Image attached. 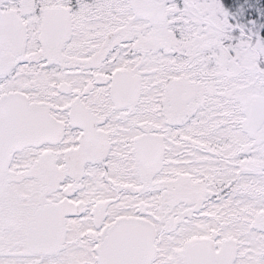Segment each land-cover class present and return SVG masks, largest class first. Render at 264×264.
<instances>
[{
    "label": "snow or ice",
    "instance_id": "snow-or-ice-1",
    "mask_svg": "<svg viewBox=\"0 0 264 264\" xmlns=\"http://www.w3.org/2000/svg\"><path fill=\"white\" fill-rule=\"evenodd\" d=\"M0 264H264V0H0Z\"/></svg>",
    "mask_w": 264,
    "mask_h": 264
}]
</instances>
